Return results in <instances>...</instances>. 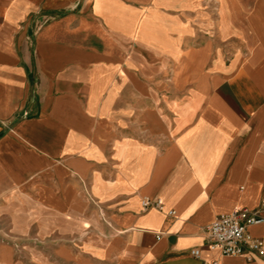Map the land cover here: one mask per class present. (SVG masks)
<instances>
[{
    "label": "crops",
    "instance_id": "0c3cea01",
    "mask_svg": "<svg viewBox=\"0 0 264 264\" xmlns=\"http://www.w3.org/2000/svg\"><path fill=\"white\" fill-rule=\"evenodd\" d=\"M263 197L264 0H0V264H264Z\"/></svg>",
    "mask_w": 264,
    "mask_h": 264
},
{
    "label": "built area",
    "instance_id": "2783aa9c",
    "mask_svg": "<svg viewBox=\"0 0 264 264\" xmlns=\"http://www.w3.org/2000/svg\"><path fill=\"white\" fill-rule=\"evenodd\" d=\"M142 207L162 210L163 204L159 200L145 199L142 201ZM260 211H264V197L261 198L258 209L242 208L215 216L204 228L207 246L211 250H218L222 257H242L248 262L263 257L264 242L249 232L251 226L264 222ZM166 215L174 217L176 214L174 210H168ZM191 255L199 257V251L192 250Z\"/></svg>",
    "mask_w": 264,
    "mask_h": 264
}]
</instances>
